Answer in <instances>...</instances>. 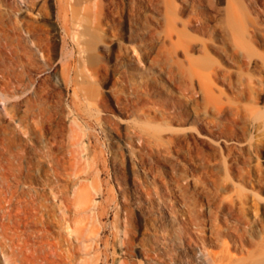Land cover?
I'll use <instances>...</instances> for the list:
<instances>
[{
    "label": "rangeland",
    "instance_id": "374dc122",
    "mask_svg": "<svg viewBox=\"0 0 264 264\" xmlns=\"http://www.w3.org/2000/svg\"><path fill=\"white\" fill-rule=\"evenodd\" d=\"M92 3L0 0V264H264V0Z\"/></svg>",
    "mask_w": 264,
    "mask_h": 264
},
{
    "label": "bare ground",
    "instance_id": "6f19581e",
    "mask_svg": "<svg viewBox=\"0 0 264 264\" xmlns=\"http://www.w3.org/2000/svg\"><path fill=\"white\" fill-rule=\"evenodd\" d=\"M16 1V0H15ZM18 1H24V0H18ZM89 1H93V3H92V6L91 7H93V8H95L96 9V3H95V0H89ZM69 4V3H68ZM62 5V4H61ZM87 6V5H86ZM88 7V6H87ZM87 7H85L86 9H87ZM69 8H71V7H69V6H64V7H61L59 10H58V13L59 14H63V15H68V12L69 11H71V13H73L72 12V9L70 10ZM82 8V7H81ZM92 8V9H93ZM98 8V7H97ZM74 9V8H73ZM82 9H84V8H82ZM85 10V9H84ZM88 10H90V8L88 7ZM91 11V10H90ZM86 12H87V10H86ZM65 18H67L66 16H65ZM68 26V25H67ZM72 121V120H71ZM80 137V136H79ZM78 143V142H77ZM81 143V142H80ZM78 180H81V178L80 179H78ZM79 182V181H78ZM80 183V182H79ZM76 184V183H75ZM74 185V184H73ZM76 185H78V184H76ZM83 186H84V184H83ZM72 188H73V186H72ZM83 188V187H82ZM74 189V188H73ZM78 189V188H77ZM62 190V189H61ZM75 190H76V188H75ZM83 190V189H82ZM76 192H77V190H76ZM78 192H79V189H78ZM73 193H75V192H73ZM22 194V193H21ZM20 194V195H21ZM26 194V193H25ZM91 193H89V195H90ZM24 195V194H23ZM22 195V196H23ZM73 194H72V192H71V195L70 196H72ZM75 195V194H74ZM77 195H79V194H77ZM76 195V196H77ZM88 195V194H87ZM25 196V195H24ZM23 196V197H24ZM73 197V196H72ZM78 198V197H77ZM23 200V199H22ZM26 200V199H25ZM75 200H76V198H75ZM92 199L90 198V201H91ZM62 201V200H61ZM67 201H68V199H67ZM78 201V200H77ZM25 202V201H24ZM73 202V201H72ZM71 202V203H72ZM97 202V201H96ZM64 203V202H63ZM90 203V202H89ZM92 203H94L95 204V206H96V203H95V201H93ZM93 204V205H94ZM68 205V204H67ZM66 205V206H67ZM89 205H91V203L89 204ZM35 207V206H34ZM68 207V206H67ZM71 207V206H70ZM88 207H90V206H88ZM28 208V207H27ZM76 209V208H75ZM75 209H74V214H76V212H75ZM78 209V208H77ZM80 209V208H79ZM22 210H23V216L21 215V217L19 218L20 219V221L19 222H21V224L23 225V230H22V232H19V233H21L19 236H21L20 237V243H19V251H20V254H21V262H22V264H36V262H37V252H38V250H39V248L41 249V247H38V246H36V237H38V236H36V231H30V230H27V228H26V226H28V224H29V221H28V215H27V213H29V212H27L26 210V207H23L22 206ZM33 210V209H32ZM80 210H82V209H80ZM64 212L66 211V210H63ZM77 211V210H76ZM79 211V210H78ZM85 211V210H84ZM67 212V211H66ZM89 212H91L90 213V215L91 214H93V212L92 211H89ZM68 213V212H67ZM83 213V212H82ZM66 214V213H65ZM77 214H81V213H77ZM86 214V213H85ZM31 215V214H30ZM33 215V214H32ZM68 215V214H67ZM94 215V214H93ZM63 216H64V214H63ZM62 216V217H63ZM81 216V215H80ZM86 218H87V216H85ZM89 217V216H88ZM92 217H94V216H92ZM91 217V218H92ZM33 218V217H32ZM90 218V217H89ZM81 219V218H80ZM83 219V218H82ZM78 220H79V218H78ZM85 220V219H84ZM30 221H31V218H30ZM66 221H67V219H66ZM81 221V220H80ZM87 221V220H86ZM96 221H98V218H97V220ZM75 222V221H74ZM77 222V221H76ZM85 222V221H84ZM90 222H92V221H90ZM33 223V222H32ZM66 223V222H65ZM78 223V222H77ZM20 224V223H19ZM81 223H79L78 225H80ZM85 224V223H84ZM88 224H90V223H88ZM94 224V223H93ZM66 225V224H65ZM64 225V226H65ZM69 224H67V226H68ZM87 225V224H86ZM76 226V225H75ZM100 226V225H99ZM74 227V226H73ZM86 227H90V226H86ZM68 228V227H67ZM69 228H70V225H69ZM68 228V229H69ZM77 230H74V232H76L77 231V235H76V240L79 242V243H82L81 245H82V247L85 245V243H84V245H83V242H85V241H87V240H90V241H92V242H94L95 240H97V239H101L100 238V235H99V233L98 232H95V230H93V232H95L96 234L95 235H93V234H91V235H89L88 234V229L87 228H85L83 225L82 226H79V227H77L76 228ZM86 229H87V231H86ZM99 229V228H98ZM100 230V229H99ZM98 230V231H99ZM21 231V230H20ZM71 231V230H70ZM90 231V230H89ZM96 231H97V229H96ZM63 232V231H62ZM119 233V232H118ZM41 234H43V233H41ZM73 235H75L74 233H73ZM93 235V236H92ZM118 236V235H117ZM71 237V236H70ZM74 237V236H73ZM19 238V237H18ZM68 238V237H67ZM120 238V237H119ZM33 240V242H32V240ZM69 239V238H68ZM118 239V237L116 238V240ZM70 240V239H69ZM75 241V240H74ZM98 241V240H97ZM66 242V241H65ZM106 242V241H105ZM90 243V242H89ZM49 244V243H48ZM91 244V243H90ZM99 245V244H98ZM106 245H107V243H106ZM118 245H119V249H118V251H119V253H121V254H124V253H126V249H124V240L122 239V237L119 239V242H118ZM54 246H55V244H54ZM53 246V247H54ZM58 246V245H57ZM91 246H92V244H91ZM91 246H89V248L91 247ZM52 247V248H53ZM85 247V248H84ZM83 247V250H86L87 252H89L90 251V249L88 248V245L86 246H84ZM127 247V246H126ZM46 248H48V247H46ZM49 248L51 249V251H52V248H51V246L49 245ZM44 249V248H43ZM49 249V250H50ZM60 250V249H59ZM75 251V250H74ZM67 252V251H66ZM132 252V251H131ZM198 252V251H197ZM46 253V252H45ZM54 253V252H53ZM5 254V253H4ZM94 254V253H93ZM41 255V254H40ZM54 255V254H53ZM52 255V256H53ZM7 256V255H6ZM55 256H56V254H55ZM83 256V255H82ZM85 257H87L86 255H84ZM119 256V255H118ZM155 256V255H154ZM196 256V255H195ZM212 256V255H211ZM8 257V256H7ZM6 257V258H7ZM89 257V256H88ZM92 257V256H91ZM91 257H89V258H91ZM101 257V256H100ZM147 257V256H146ZM149 257V256H148ZM196 257H198V256H196ZM76 258V257H75ZM79 258V257H78ZM89 258H88V260H89ZM96 259L98 258L97 256L95 257ZM102 258V257H101ZM194 258V257H193ZM63 259V258H62ZM95 259V260H96ZM162 259V258H161ZM190 259H192V258H190ZM9 260V259H8ZM54 260V259H53ZM64 260L65 259H63V260H60V259H58V260H54L55 262H51V264H65V262H64ZM101 260V259H100ZM104 260V259H103ZM102 260V261H103ZM118 261H117V263L116 264H129V262H127V260H124L123 259V257L121 258V257H119L118 259H117ZM131 260V259H130ZM185 260V259H184ZM193 260V259H192ZM200 260V259H199ZM11 261V260H10ZM48 261V260H47ZM66 261V260H65ZM71 261V260H70ZM86 261V260H85ZM92 261H93V259H92ZM186 261V260H185ZM196 261H197V259H196ZM195 261V262H196ZM201 261V260H200ZM206 261H207V259H206ZM49 262V261H48ZM104 262V261H103ZM132 262V261H131ZM143 263V262H142ZM190 263H192V262H190L189 260H187V262L186 263H183V264H190ZM210 263V261H207V264H209ZM37 264H39V263H37ZM48 264H50V263H48ZM82 264H84V263H82ZM85 264H88V263H85Z\"/></svg>",
    "mask_w": 264,
    "mask_h": 264
}]
</instances>
